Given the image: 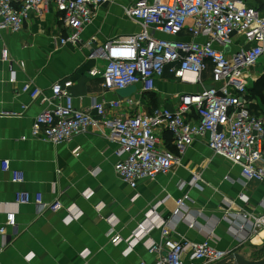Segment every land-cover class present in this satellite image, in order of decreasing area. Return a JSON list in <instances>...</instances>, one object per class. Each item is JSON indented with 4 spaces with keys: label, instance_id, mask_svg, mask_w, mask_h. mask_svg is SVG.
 Returning <instances> with one entry per match:
<instances>
[{
    "label": "crops",
    "instance_id": "0c3cea01",
    "mask_svg": "<svg viewBox=\"0 0 264 264\" xmlns=\"http://www.w3.org/2000/svg\"><path fill=\"white\" fill-rule=\"evenodd\" d=\"M136 1L109 0L95 10L92 22L80 32L78 40L65 44L60 38L67 29L61 20L62 11L53 0L41 12H33L19 32L0 31V226L9 211L16 212V226L7 227L3 239L7 245L0 250V264L153 262L156 256L147 245L150 240H163L159 228L162 222L169 225L172 239L203 242L209 237L215 247L232 253L264 243V228L242 240L232 223V213H264V182L246 181L241 169L214 155L204 138L187 149L181 165L171 173L142 180L133 189L114 168L119 160L118 143L97 128L58 144L32 135L35 117L48 104L22 92L26 83L43 89L50 97L56 81L71 79L70 90L79 108L95 100L108 103L131 96L138 105L110 110L125 115L150 113L156 107L174 110L181 94L198 93L212 85L210 70L203 74L202 82H181L168 66L157 79L156 91L144 93L135 86L134 91L123 93L104 88L102 76L90 74L94 68L103 70L106 64L90 56L94 47L142 30V25L124 12ZM248 3L264 11V0ZM156 35L166 37L160 32ZM178 37L188 40V27ZM240 40L236 37L228 50H238ZM3 49L8 50L7 61L1 60ZM246 75L251 108L259 113L264 110L262 69L249 68ZM160 133L161 147L175 150L171 134ZM4 160L22 173V182H13L12 173L2 169ZM19 191L41 193L45 203L59 200L61 209L40 212L35 203L18 205L14 196ZM185 194L189 196L186 211L174 220L176 201ZM135 195L138 197L134 199ZM230 202L234 203L232 208ZM141 222L148 227L147 237L135 241L126 254ZM113 233H119L123 241L112 243Z\"/></svg>",
    "mask_w": 264,
    "mask_h": 264
},
{
    "label": "built area",
    "instance_id": "2783aa9c",
    "mask_svg": "<svg viewBox=\"0 0 264 264\" xmlns=\"http://www.w3.org/2000/svg\"><path fill=\"white\" fill-rule=\"evenodd\" d=\"M50 0H0V31L19 32L33 12L45 9ZM62 11L61 20L67 33L61 44L77 41L80 32L92 22L95 10L109 0H53ZM249 0H137L126 6L125 15L138 21L142 30L133 35L108 40L94 47L91 57L105 61L103 70L94 68L91 75H101L102 86L118 90L139 86L141 92H154L157 79L166 67L181 82H202L211 71V89L198 93H183L176 109L156 107L150 113L114 114L110 110L131 107L139 102L129 96L115 101H93L87 107H76L71 93L73 81L60 79L51 86L50 97L43 89L26 83L22 92L33 100L48 104L34 119L31 133L55 144L72 140L91 128H97L119 145V160L115 170L121 179L136 189L140 181L167 175L182 163V156L199 138L207 141L214 155L241 169L246 181L264 182V110L251 108L246 70L260 67L264 75V11ZM191 24L188 26V23ZM188 27L190 38L178 36ZM157 32L166 35L158 37ZM240 37L239 49L226 50ZM7 49L1 60L7 61ZM192 77V78H191ZM15 80V75H13ZM194 114V118L189 115ZM171 134L175 150L161 147L160 132ZM4 171L12 173L15 183L23 181L22 173L11 168V162H1ZM196 176L193 183L196 181ZM185 187V183L181 188ZM138 195L134 196V199ZM189 196L177 199L172 219L186 211ZM16 204L35 203L40 212L59 210L56 200L45 203L41 193H15ZM229 203L230 208L233 207ZM230 211L227 212L229 214ZM232 213V212H231ZM237 235L248 240L264 228V213H232ZM16 226V212L9 211L0 226V250L7 227ZM161 242L150 240L147 249L155 261L140 260L137 264H213L232 252L218 249L208 237L203 242L170 238L171 229L162 222ZM145 222L138 226L133 242H128L126 254L135 241L147 237ZM241 240V241H242ZM119 233L111 242L121 243Z\"/></svg>",
    "mask_w": 264,
    "mask_h": 264
},
{
    "label": "water",
    "instance_id": "95a60500",
    "mask_svg": "<svg viewBox=\"0 0 264 264\" xmlns=\"http://www.w3.org/2000/svg\"><path fill=\"white\" fill-rule=\"evenodd\" d=\"M227 49L228 48H226V50ZM211 88H212L211 85L205 86V89H211ZM134 90H135V86L118 89V91L123 92V93L125 92L130 93ZM213 264H264V256L257 260H251L247 258L246 256H244L243 254H241L240 252L236 251V252L231 253L228 257L216 263H213Z\"/></svg>",
    "mask_w": 264,
    "mask_h": 264
},
{
    "label": "rangeland",
    "instance_id": "374dc122",
    "mask_svg": "<svg viewBox=\"0 0 264 264\" xmlns=\"http://www.w3.org/2000/svg\"><path fill=\"white\" fill-rule=\"evenodd\" d=\"M239 252L251 260H257L264 256V243L257 246L247 245Z\"/></svg>",
    "mask_w": 264,
    "mask_h": 264
},
{
    "label": "bare ground",
    "instance_id": "6f19581e",
    "mask_svg": "<svg viewBox=\"0 0 264 264\" xmlns=\"http://www.w3.org/2000/svg\"><path fill=\"white\" fill-rule=\"evenodd\" d=\"M192 78V77H191ZM256 241H258V239H256Z\"/></svg>",
    "mask_w": 264,
    "mask_h": 264
},
{
    "label": "trees",
    "instance_id": "16d2710c",
    "mask_svg": "<svg viewBox=\"0 0 264 264\" xmlns=\"http://www.w3.org/2000/svg\"><path fill=\"white\" fill-rule=\"evenodd\" d=\"M259 9H261V8H259Z\"/></svg>",
    "mask_w": 264,
    "mask_h": 264
}]
</instances>
